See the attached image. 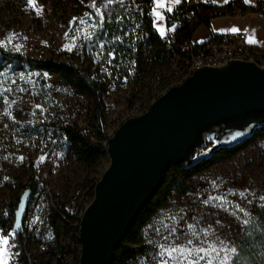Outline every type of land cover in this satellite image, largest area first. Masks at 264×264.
<instances>
[{
	"label": "rangeland",
	"instance_id": "1",
	"mask_svg": "<svg viewBox=\"0 0 264 264\" xmlns=\"http://www.w3.org/2000/svg\"><path fill=\"white\" fill-rule=\"evenodd\" d=\"M95 3L103 13L102 25L91 6L93 0H34L35 7L29 0H0V44L25 58L81 63L96 74L106 86L101 125L109 136L124 120L144 113L162 92L181 82L182 58L164 54L158 59L147 44L140 31L143 0H112L107 8V0ZM128 3L134 4L135 11ZM124 5L132 27V43L127 48L140 54L139 65L115 55L119 39L106 31ZM37 9L42 10L40 14ZM82 19L87 24H80ZM154 24L152 28L161 35L164 19H158L155 12ZM89 25H96L94 35L85 40L83 30H93ZM70 45H74L71 51ZM93 110L88 97L63 88L55 77L12 68L0 76V218L12 214L14 219L15 201L24 191L29 192L22 222V244L29 264H78L79 220L92 200V185L108 165L106 155L92 166L83 165L72 147L62 150L49 137H37L34 125L56 122L74 126L95 142ZM261 117L264 110H254L229 121ZM184 185L186 189L173 190L140 229L142 245L157 244L156 264H162L166 257L160 256L161 245L183 247L191 239L192 246L204 241L205 247L215 242L219 248L223 241L227 249H236L229 253V264H233L245 240L244 229L264 207V131L230 160L214 164ZM169 264L175 262L169 260Z\"/></svg>",
	"mask_w": 264,
	"mask_h": 264
},
{
	"label": "water",
	"instance_id": "2",
	"mask_svg": "<svg viewBox=\"0 0 264 264\" xmlns=\"http://www.w3.org/2000/svg\"><path fill=\"white\" fill-rule=\"evenodd\" d=\"M264 110V68L232 60L202 67L155 98L147 110L124 120L104 147L108 165L78 224V264H112L140 211L153 198L164 168L188 155L208 128L219 129L213 147H233L251 137L264 117L229 121ZM28 191L14 211L13 230L22 231Z\"/></svg>",
	"mask_w": 264,
	"mask_h": 264
},
{
	"label": "trees",
	"instance_id": "3",
	"mask_svg": "<svg viewBox=\"0 0 264 264\" xmlns=\"http://www.w3.org/2000/svg\"><path fill=\"white\" fill-rule=\"evenodd\" d=\"M144 5L147 0H143ZM125 6H122L119 18L122 24L117 25L115 20L106 27V31L111 37L119 40L115 43V55L121 56L124 60H130L138 63V52L133 53V49L128 47L132 43L130 36L131 26L129 15L125 13ZM198 25L209 26V19L217 16H228L236 12L242 15L257 14L264 17V1L259 0L254 5H249L243 0H235L223 5H194ZM149 7H145L142 16L140 31L144 33V39L147 44L152 46L154 54L159 59L164 54L181 55V46L185 43L191 30L186 26L176 31L173 40L167 45H161L159 34L152 28V20L147 16ZM118 18V17H117ZM217 36L212 35L211 40ZM120 41V42H119ZM139 65V63H138ZM136 65V66H138ZM31 69L40 73L57 78L63 88L69 89L78 95L88 97L93 105L94 117L96 120V141L93 142L79 128L70 125H61L56 122H38L34 125V133L37 137H49L54 146L59 149L72 147L79 161L85 166L96 164L103 156L106 155L104 144L108 138L102 129V115L104 113L103 96L106 91L105 84L100 81L96 74L90 71L81 63H66L58 60H35L25 58L18 53H13L5 46L0 44V76L9 69ZM219 129L208 128L204 137H199L193 149L190 151L188 158L190 161L170 162L163 170L161 182L153 198L140 211L134 222L130 226L122 244L115 250V258L112 264H134L136 255L148 251L151 247L142 245L140 229L149 222L153 214L161 208L171 197L173 190L181 189L184 191L186 186L184 182L193 176L207 170L216 163L230 160L239 151L252 144L258 138L260 131H264V124L253 133L245 142L233 147L214 148V136ZM93 187V185H92ZM16 204L19 201H15ZM14 209V207H13ZM64 213V212H63ZM67 217H71L66 214ZM252 227H246L243 231L245 240L238 247V257L233 264H264V207L261 208L255 218H250ZM14 219L12 214L5 218H0V237L7 236L9 245L15 252L20 264H29L24 245L23 231L14 232ZM1 246V245H0Z\"/></svg>",
	"mask_w": 264,
	"mask_h": 264
},
{
	"label": "built area",
	"instance_id": "4",
	"mask_svg": "<svg viewBox=\"0 0 264 264\" xmlns=\"http://www.w3.org/2000/svg\"><path fill=\"white\" fill-rule=\"evenodd\" d=\"M214 0H181L180 4L171 6L172 11H168V0L165 1L166 7L162 9L164 17V35H159L161 45H167L173 40L176 31L188 27L191 30L190 36L181 46L182 64L179 75L182 82L194 71L202 67H216L226 64L228 61L237 60L251 62L264 68V46L250 45L246 42L247 36L244 32H228L222 36H217L214 40L208 38L203 42H198L194 36L196 29L200 26L194 5H211ZM133 3H128L127 7L134 10ZM156 5L155 0H147L145 7L150 9L147 16L152 19V9ZM121 18H116L117 25L122 24ZM8 254L10 264H20L15 252L10 246ZM158 257V245H151L150 249L144 253L136 255L134 264H156Z\"/></svg>",
	"mask_w": 264,
	"mask_h": 264
},
{
	"label": "snow or ice",
	"instance_id": "5",
	"mask_svg": "<svg viewBox=\"0 0 264 264\" xmlns=\"http://www.w3.org/2000/svg\"><path fill=\"white\" fill-rule=\"evenodd\" d=\"M181 0H174L175 4H180ZM112 0H107V3L104 4V7L107 8L108 4H111ZM156 8L153 9L155 12V15L158 19L163 20L164 17L161 15V13L158 11V9H163L166 7V4L164 0H155ZM29 4L35 7L34 0H29ZM93 8L96 9V15L100 17L99 23L102 25L103 23V13L101 12L100 8L96 6L95 0H93V4L91 5ZM167 10L170 12L172 11L171 7H168ZM42 10L37 9V14H40ZM80 24H87L86 20H80ZM90 28H92V31H88L87 29L83 30V39L89 40L94 35V30L96 25H89ZM80 29H77V32H80ZM231 31L235 32L238 31V29H231ZM160 34L163 36L164 30H160ZM79 38V37H77ZM10 42V41H9ZM249 43H256L255 39L250 38ZM74 45L67 46L68 50L71 51L72 47ZM20 49L17 48V51ZM23 90V89H21ZM4 91H10V89H5ZM39 107V106H38ZM9 116H11V113H8ZM43 159V158H42ZM211 199H218V198H211ZM264 199V198H262ZM211 200L205 201V203H210ZM189 229L192 231V235L196 236L197 233L195 232L192 225H189ZM173 232L175 229L172 230ZM167 239V238H165ZM204 241L200 242V246H192L193 241L189 239L187 241V244L183 247L181 246H173V245H161L162 251L160 252L161 257H166L162 260V264H169V260H172L175 262V264H200L201 261H204L205 264H229V253H234L236 251L235 248L227 249V246L224 245L223 241H220V247L217 248L215 242L209 243L207 247L203 246ZM0 264H8L9 256H8V248L4 246L9 245V239L7 236L0 237ZM224 253L223 256H221V253Z\"/></svg>",
	"mask_w": 264,
	"mask_h": 264
},
{
	"label": "crops",
	"instance_id": "6",
	"mask_svg": "<svg viewBox=\"0 0 264 264\" xmlns=\"http://www.w3.org/2000/svg\"><path fill=\"white\" fill-rule=\"evenodd\" d=\"M166 0H164L165 2ZM235 0H214L212 5H223ZM259 0H243L244 3L249 5H254ZM264 1V0H263ZM169 7L175 5L174 0H168ZM156 8V5L153 9ZM152 9V23L154 24V11ZM162 12V9H159ZM162 15V14H161ZM209 28L200 25L195 31V38L198 42H203L208 40L212 35L222 36L228 32H231V29H238L237 32H244L247 36L246 42L250 45L255 46H264V17L257 14H246L242 15L239 12H236L228 16H217L211 17L209 19ZM164 30V27H163ZM255 39L256 43H249V39Z\"/></svg>",
	"mask_w": 264,
	"mask_h": 264
},
{
	"label": "flooded vegetation",
	"instance_id": "7",
	"mask_svg": "<svg viewBox=\"0 0 264 264\" xmlns=\"http://www.w3.org/2000/svg\"><path fill=\"white\" fill-rule=\"evenodd\" d=\"M259 128H260V127H256V128L253 130V133L256 132ZM253 133H252V135H253ZM252 135H251V136H252ZM249 138H250V137H249ZM249 138H248V139H249ZM248 139H245V141L248 140ZM245 141H243V142H245Z\"/></svg>",
	"mask_w": 264,
	"mask_h": 264
}]
</instances>
